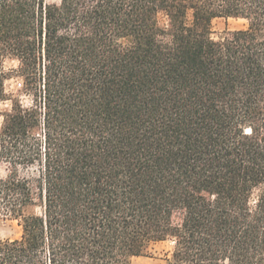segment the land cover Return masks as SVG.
Listing matches in <instances>:
<instances>
[{
	"label": "trees",
	"instance_id": "trees-1",
	"mask_svg": "<svg viewBox=\"0 0 264 264\" xmlns=\"http://www.w3.org/2000/svg\"><path fill=\"white\" fill-rule=\"evenodd\" d=\"M5 103L0 264H264V0H0Z\"/></svg>",
	"mask_w": 264,
	"mask_h": 264
},
{
	"label": "rangeland",
	"instance_id": "rangeland-1",
	"mask_svg": "<svg viewBox=\"0 0 264 264\" xmlns=\"http://www.w3.org/2000/svg\"><path fill=\"white\" fill-rule=\"evenodd\" d=\"M60 0H46L47 4H58ZM246 26V22L236 19H216L212 23V38L218 39L225 33L234 30L242 29ZM4 67L6 70L15 69L17 62L14 60H6ZM21 79L12 75L10 79L5 82V90L7 93L17 94L21 88ZM9 109L7 103L0 105V111L4 112ZM2 117L0 116V126ZM21 236V228L15 221L0 219V241L14 240ZM172 244L164 242L156 244L149 251L146 257H138L132 260V264H166L165 259L169 255Z\"/></svg>",
	"mask_w": 264,
	"mask_h": 264
}]
</instances>
